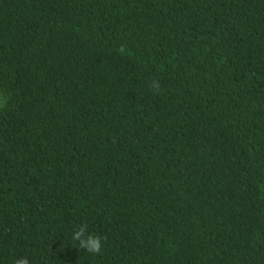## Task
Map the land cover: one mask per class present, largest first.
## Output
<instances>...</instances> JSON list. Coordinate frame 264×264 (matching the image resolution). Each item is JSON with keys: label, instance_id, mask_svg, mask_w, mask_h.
<instances>
[{"label": "trees", "instance_id": "obj_1", "mask_svg": "<svg viewBox=\"0 0 264 264\" xmlns=\"http://www.w3.org/2000/svg\"><path fill=\"white\" fill-rule=\"evenodd\" d=\"M21 257L264 264V0H0V264Z\"/></svg>", "mask_w": 264, "mask_h": 264}, {"label": "clouds", "instance_id": "obj_2", "mask_svg": "<svg viewBox=\"0 0 264 264\" xmlns=\"http://www.w3.org/2000/svg\"><path fill=\"white\" fill-rule=\"evenodd\" d=\"M152 88H158L159 84L153 80L151 82ZM86 228L84 225L75 229L72 234V239L79 243V247L90 254H99L102 249V238L92 234H85ZM14 264H29L26 257H21L14 261Z\"/></svg>", "mask_w": 264, "mask_h": 264}]
</instances>
